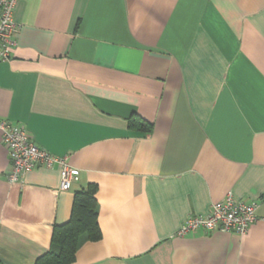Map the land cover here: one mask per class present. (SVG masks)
<instances>
[{"label": "crops", "instance_id": "1", "mask_svg": "<svg viewBox=\"0 0 264 264\" xmlns=\"http://www.w3.org/2000/svg\"><path fill=\"white\" fill-rule=\"evenodd\" d=\"M0 122L73 167L10 182L0 135V264H34L97 185L101 239L73 264H264V0H17ZM137 115L149 135L131 131ZM256 204L242 235L188 215Z\"/></svg>", "mask_w": 264, "mask_h": 264}, {"label": "built area", "instance_id": "2", "mask_svg": "<svg viewBox=\"0 0 264 264\" xmlns=\"http://www.w3.org/2000/svg\"><path fill=\"white\" fill-rule=\"evenodd\" d=\"M16 1L0 0V61L10 58L14 46L13 37L18 28L13 19ZM0 135L11 162L8 181L20 182L32 169L53 166L57 167L59 173V191L67 190L72 183L78 181L77 174L66 158L54 156L36 146L22 127L2 121ZM255 210V203L242 202L228 195L223 200L214 202L206 215H188L176 236L183 237L198 229L242 235L256 221Z\"/></svg>", "mask_w": 264, "mask_h": 264}, {"label": "trees", "instance_id": "3", "mask_svg": "<svg viewBox=\"0 0 264 264\" xmlns=\"http://www.w3.org/2000/svg\"><path fill=\"white\" fill-rule=\"evenodd\" d=\"M127 127L143 135L152 131V125L137 115L128 118ZM96 192L97 185L89 183L74 193L68 221L53 228L49 250L34 264H73L75 254L84 242L101 239Z\"/></svg>", "mask_w": 264, "mask_h": 264}]
</instances>
